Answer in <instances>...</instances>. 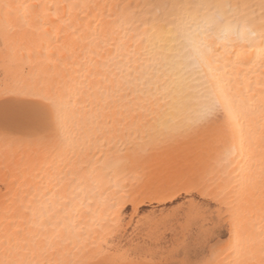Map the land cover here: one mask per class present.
<instances>
[{
  "label": "bare ground",
  "instance_id": "1",
  "mask_svg": "<svg viewBox=\"0 0 264 264\" xmlns=\"http://www.w3.org/2000/svg\"><path fill=\"white\" fill-rule=\"evenodd\" d=\"M0 264H264V0H0Z\"/></svg>",
  "mask_w": 264,
  "mask_h": 264
},
{
  "label": "snow or ice",
  "instance_id": "2",
  "mask_svg": "<svg viewBox=\"0 0 264 264\" xmlns=\"http://www.w3.org/2000/svg\"><path fill=\"white\" fill-rule=\"evenodd\" d=\"M185 43L187 45V51H190L191 57L190 58H197L202 57V44L201 42L195 40L191 37V35L185 37ZM110 228L115 232L118 231L119 225L117 224V217L115 215L112 216V220L110 223Z\"/></svg>",
  "mask_w": 264,
  "mask_h": 264
}]
</instances>
